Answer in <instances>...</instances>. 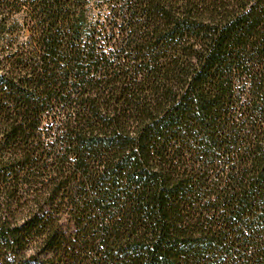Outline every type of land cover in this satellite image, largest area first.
<instances>
[{
  "label": "trees",
  "instance_id": "trees-1",
  "mask_svg": "<svg viewBox=\"0 0 264 264\" xmlns=\"http://www.w3.org/2000/svg\"><path fill=\"white\" fill-rule=\"evenodd\" d=\"M0 264H264V0H0Z\"/></svg>",
  "mask_w": 264,
  "mask_h": 264
}]
</instances>
